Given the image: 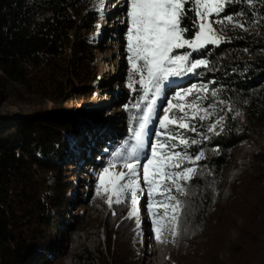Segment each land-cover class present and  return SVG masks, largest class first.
<instances>
[{"label":"trees","instance_id":"16d2710c","mask_svg":"<svg viewBox=\"0 0 264 264\" xmlns=\"http://www.w3.org/2000/svg\"><path fill=\"white\" fill-rule=\"evenodd\" d=\"M94 3L0 0V264H145L135 245L129 197L110 208L103 189L96 194L93 173L112 163L125 168L123 157L135 143L130 129L138 128L155 98L166 102L175 77L164 82L158 97L149 92L144 98L140 76L130 68L111 95L122 112L121 129L95 141L83 137L82 145L93 152L87 169L72 163V139L82 123L78 114L98 91L94 34L101 15ZM225 15L234 22L216 24L224 37L220 45L174 53L191 52L190 61L207 62L179 80H209L224 108L214 132L206 122L205 135L187 131L186 139L199 141L187 147L188 155L202 150L205 158L193 160L197 176L185 186L188 195L172 193L184 205L173 264H264V0H234L220 18ZM192 20L190 13L183 23ZM154 132L155 123L141 165L151 155ZM248 140L262 141L258 153L235 159ZM136 178L144 185L139 169ZM144 204L145 198L141 211Z\"/></svg>","mask_w":264,"mask_h":264},{"label":"snow or ice","instance_id":"6c2138e0","mask_svg":"<svg viewBox=\"0 0 264 264\" xmlns=\"http://www.w3.org/2000/svg\"><path fill=\"white\" fill-rule=\"evenodd\" d=\"M233 2L234 0H127L128 60L132 75L140 76L139 84L144 90V98L149 92L158 96L162 85L169 77L180 76L184 72H191L200 66H206L207 62L203 59L190 61L191 52L174 54L175 50L190 48L192 51H199L223 39V37L215 36L212 25L234 22L233 15H225L220 18L221 13L225 12L226 6ZM247 2L251 5L253 0H247ZM186 4L189 5L187 10L185 9ZM190 13L193 14V20L190 25H185L183 21ZM213 16L217 19H210ZM238 26L242 27V25ZM189 32L193 34L191 38L187 36ZM129 86L131 87V85ZM195 90L196 86L193 85L188 89L176 92L177 102L169 100L167 107L163 109V116L159 118V128L168 133L166 139L173 141L179 139V144L184 146L185 151H175L176 144L168 145L164 141L153 143L151 144V155L145 156L146 162L143 165L140 164L145 148V137L149 134L146 129L152 117L153 104L155 103L152 101L148 104L143 115L139 117L138 128L130 129L135 143L123 157L127 172H120L112 176L109 168L106 167L100 176L97 196L101 195L100 189L102 188L107 197L106 202L111 208L113 202L122 203L125 194H129L131 200L129 217H137L136 223L139 227L138 192H142L143 189L136 177L138 169L142 171L143 184L147 187L149 215L159 216V219L152 220L153 231L158 240L164 231H170L173 237L178 234L177 227L184 205L172 193L174 190L180 195H188L185 186L197 176V169L182 167L183 162L185 160L198 162L205 158V152L202 150L194 157L188 155L186 151L190 144L197 145L198 140H188L169 129V126L172 125L185 131L196 132L195 125L184 122L187 118L186 107L191 108L193 113L203 111L205 115H208V108H202L199 103V100L206 99V96H198L191 103L185 101V98L191 96ZM203 90L208 91L207 85L203 86ZM211 96L216 97L217 92L212 91ZM209 107L215 108V104L209 105ZM176 112L181 115L177 116ZM192 118L195 119L196 116L193 115ZM222 119L223 117L214 124H210L208 131L214 132ZM155 135L160 137L163 133L158 131ZM119 155L117 153V156ZM173 169H180V171H173ZM157 195L165 199L155 200L154 197ZM157 204L163 209L162 212L158 213L154 210V205Z\"/></svg>","mask_w":264,"mask_h":264},{"label":"rangeland","instance_id":"374dc122","mask_svg":"<svg viewBox=\"0 0 264 264\" xmlns=\"http://www.w3.org/2000/svg\"><path fill=\"white\" fill-rule=\"evenodd\" d=\"M111 2H114V4L115 3L116 4L114 9L112 10L113 12L111 11L112 15L106 17L103 15V13L106 12L107 9L109 10V6L111 5ZM93 7L101 15V19L95 24L97 30L96 33L94 34L95 44L99 49L96 54V59L99 65V71H98V79L95 84L98 91L96 97L86 106H83L81 113L78 114L82 122L81 131L79 136L72 139V144H71L72 153L70 160L72 163H78L81 166V168H84L87 155H92L93 153L91 148L88 147V145H84V146L82 145L83 137H87L89 141H95L96 136H101L102 134H105L106 131L112 132L121 129L120 128L121 123L124 121L122 112L117 107H115L114 102L111 99V95L114 92V87L117 86L118 83H121L122 85L124 84V81L126 79V73L131 68V65L128 60L129 53L127 48V44H128L127 0H95ZM210 19H215V17L214 16L210 17ZM104 24L109 25L108 27L109 29L106 28L104 30L103 29ZM212 27L215 30L216 37H223L222 33L218 30L216 24H213ZM104 32H106L105 35L106 38L104 39L103 42H101L100 40L101 35ZM118 32L119 34H115ZM112 35H114L113 37L114 40L112 42H109L108 38L109 36ZM222 41L223 39L218 40L217 43L214 44V46L220 45ZM115 43H122V44L116 46ZM104 48L106 49V51H104ZM192 72L193 70L191 72H187L186 75L190 76ZM174 77H175V81L172 84L173 91L171 94L166 95V102L161 104L157 98L154 99L155 103L153 104L152 117L149 120L148 124L154 122L155 129L157 130V132L158 131L162 132L163 135L157 137L155 135L156 132H154L151 135L150 147L151 144L153 143L164 141L168 145L176 144L177 147L175 148V151L183 152L185 151V148L183 145L179 144V139L175 141L167 140L166 137L168 133L165 132V130L159 128V118L163 116L164 114L163 109L167 107L168 101L173 100L174 102H177V98L175 97L176 92L184 89H188L193 85H195L196 90L193 92L191 96L186 97L185 101L191 103L194 102L196 97L198 96H206L207 98L199 100V103L202 108H208V115H205L203 111L193 113V110L191 108L186 107L185 111L187 113V118L185 119L184 122L190 125H195L196 132L200 130L204 135L207 132H203L202 124L206 122L207 129L210 124H214L218 120V116L221 113L222 109L224 108V103H220V101L222 100L220 99V95L218 93L216 97L211 96V92L215 90L211 87V83L209 82V80H198L192 77L188 79L186 78L183 80H179V78L183 77L182 74L180 76L169 77L168 79H173ZM204 85H207V89H208L207 92L203 90ZM165 87H170V85L166 84ZM157 104H160V107L158 106L156 107ZM212 104H215V108L209 107V105ZM176 115L179 116L181 114L179 112H176ZM193 115L196 116L195 119L192 118ZM201 117H203V119H201ZM170 118H171V113H170ZM169 129L171 132L178 134V136H182L184 138H186L188 135L187 131L180 129L178 126L170 125ZM146 130L149 133L150 128L147 127ZM196 132H192V133L194 134ZM149 135L150 134H148V136ZM261 143H262L261 140L258 142V144H255L253 140H248L247 142L241 144L239 148H237V150L234 152V158L240 161L242 159H245L246 157L258 153V151L260 150ZM145 162L146 160L144 161V163ZM193 163H194L193 161L189 162L188 160H185L182 164V167L183 166L191 167ZM107 168H109L110 174L112 176H115L120 172H127L126 168H123L122 166H118L117 164L114 163L108 165ZM84 169H87V166H85ZM173 171H179V169H173ZM232 172L233 169L230 168L228 170V173L223 178L222 182L224 186L227 184L228 179L230 178ZM102 173L103 170L93 173V176L96 179L95 183L98 186L100 185V176ZM72 179L73 181H75L73 176ZM140 185L143 191L138 192L139 202L137 204V208L139 213L138 217L140 221V226L136 228L137 234L135 238V245L137 246L139 251L143 253L145 264H173L174 257L172 251H173L174 237L171 235L170 231H164L161 234L159 240L156 238V233L153 231L154 225L152 224V220L154 218L159 219V216L152 217L149 215V211L147 207V203H148L147 187L142 184ZM79 192L80 194L84 193V190L80 188ZM173 192L175 191L173 190ZM126 197H129L130 200L129 194L126 193L124 199ZM143 198H145L146 204H144V208L141 211L140 203ZM154 199L163 200L165 198L157 195L154 197ZM154 210L157 211L158 213L163 211V209L158 204L154 205ZM77 211L78 208H74L72 213L75 214ZM130 212H131V200H130ZM131 218L137 219V217L135 216ZM233 238H236L235 232L233 233Z\"/></svg>","mask_w":264,"mask_h":264},{"label":"bare ground","instance_id":"6f19581e","mask_svg":"<svg viewBox=\"0 0 264 264\" xmlns=\"http://www.w3.org/2000/svg\"><path fill=\"white\" fill-rule=\"evenodd\" d=\"M116 4V3H115ZM115 4H114V2H111V5L109 6V13L114 9V7H115ZM109 27V25H107V24H104V27H103V29L105 30L106 28H108Z\"/></svg>","mask_w":264,"mask_h":264}]
</instances>
